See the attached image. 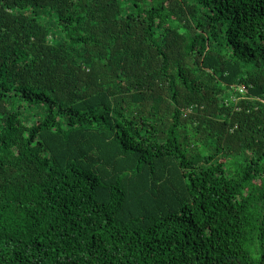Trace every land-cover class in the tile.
<instances>
[{"label": "trees", "instance_id": "obj_1", "mask_svg": "<svg viewBox=\"0 0 264 264\" xmlns=\"http://www.w3.org/2000/svg\"><path fill=\"white\" fill-rule=\"evenodd\" d=\"M0 264H264V0H0Z\"/></svg>", "mask_w": 264, "mask_h": 264}]
</instances>
